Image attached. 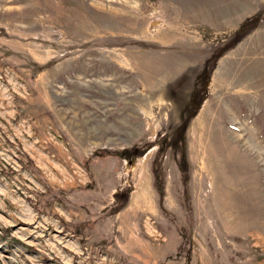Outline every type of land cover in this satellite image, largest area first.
<instances>
[{"label":"rangeland","instance_id":"rangeland-1","mask_svg":"<svg viewBox=\"0 0 264 264\" xmlns=\"http://www.w3.org/2000/svg\"><path fill=\"white\" fill-rule=\"evenodd\" d=\"M0 264H264V0H0Z\"/></svg>","mask_w":264,"mask_h":264},{"label":"bare ground","instance_id":"bare-ground-1","mask_svg":"<svg viewBox=\"0 0 264 264\" xmlns=\"http://www.w3.org/2000/svg\"><path fill=\"white\" fill-rule=\"evenodd\" d=\"M95 135V134H94ZM96 140V139H95Z\"/></svg>","mask_w":264,"mask_h":264}]
</instances>
